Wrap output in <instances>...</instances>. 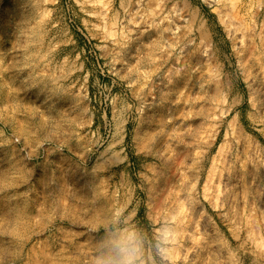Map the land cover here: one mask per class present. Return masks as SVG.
<instances>
[{
  "label": "rangeland",
  "instance_id": "obj_1",
  "mask_svg": "<svg viewBox=\"0 0 264 264\" xmlns=\"http://www.w3.org/2000/svg\"><path fill=\"white\" fill-rule=\"evenodd\" d=\"M261 59L264 0H0V264H264Z\"/></svg>",
  "mask_w": 264,
  "mask_h": 264
},
{
  "label": "bare ground",
  "instance_id": "obj_2",
  "mask_svg": "<svg viewBox=\"0 0 264 264\" xmlns=\"http://www.w3.org/2000/svg\"><path fill=\"white\" fill-rule=\"evenodd\" d=\"M256 61L258 62V60H256ZM261 61H262V59H261ZM263 64H264V62L262 61V65L260 64L258 66L257 71L260 72V69L263 67ZM258 78H260V75L257 74V76H255L254 79L256 80ZM263 96H264V85H263ZM217 134H218V132L216 130L215 135H217ZM252 155H254V154H252ZM252 158H253V156H252ZM226 161H227V155L225 154V156H224L225 164H224V167L220 170L219 176H218L219 178L217 180V183H218L220 189L217 192V198L219 200H218V203H216V206L217 207L223 206V204H225V203L229 204V205L234 204V206H243L244 202L241 200V198L238 199V198L232 196V194H233L232 189L234 187L237 188L236 184L238 185V182L240 179L235 172L229 171V169L227 168V165H226ZM255 163H256V161L254 159L248 158V162H247L248 166L253 167V166H255ZM255 181H256L255 176H252L251 177V184L254 183ZM231 187H233V188L231 189ZM198 226H200V228L204 229V228L208 227V222L204 219L203 221L201 220L200 224L192 223L190 225V228L193 230L194 228L196 229ZM198 231H201V230H198ZM180 237L181 238L185 237V239L193 238L191 235L188 236L185 233H182L180 235ZM208 242L202 241V239H201V241H196L195 246H193L192 248L190 247L191 249L184 252L183 261L185 259H188L190 264H206L208 262L207 259L209 258V256L214 254L216 249L220 248L219 245H215V243L213 244V243H208ZM213 242H215V241L213 240ZM250 242H251V240H250ZM206 260H207V262H206Z\"/></svg>",
  "mask_w": 264,
  "mask_h": 264
},
{
  "label": "clouds",
  "instance_id": "obj_3",
  "mask_svg": "<svg viewBox=\"0 0 264 264\" xmlns=\"http://www.w3.org/2000/svg\"><path fill=\"white\" fill-rule=\"evenodd\" d=\"M142 241L135 232L120 235L107 254L101 255L97 264H138Z\"/></svg>",
  "mask_w": 264,
  "mask_h": 264
}]
</instances>
